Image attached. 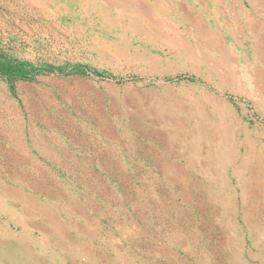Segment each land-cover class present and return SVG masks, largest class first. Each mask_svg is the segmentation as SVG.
<instances>
[{"label": "rangeland", "instance_id": "obj_1", "mask_svg": "<svg viewBox=\"0 0 264 264\" xmlns=\"http://www.w3.org/2000/svg\"><path fill=\"white\" fill-rule=\"evenodd\" d=\"M2 63L0 264H264V0H0Z\"/></svg>", "mask_w": 264, "mask_h": 264}, {"label": "trees", "instance_id": "obj_2", "mask_svg": "<svg viewBox=\"0 0 264 264\" xmlns=\"http://www.w3.org/2000/svg\"><path fill=\"white\" fill-rule=\"evenodd\" d=\"M26 67L19 65V66H11L10 64L2 63L0 64V73H3L11 78L13 77H22L26 78L27 72Z\"/></svg>", "mask_w": 264, "mask_h": 264}, {"label": "bare ground", "instance_id": "obj_3", "mask_svg": "<svg viewBox=\"0 0 264 264\" xmlns=\"http://www.w3.org/2000/svg\"><path fill=\"white\" fill-rule=\"evenodd\" d=\"M171 41V40H170ZM180 46H181V44H180ZM183 46V45H182ZM224 103V102H223ZM223 120V119H222ZM219 126V125H218ZM215 129H219V127L218 128H215ZM217 132V131H216ZM249 157V156H248ZM255 160V159H254ZM245 161H247V160H245ZM259 161V160H258ZM260 162V161H259ZM259 164V163H258ZM260 164H261V168H263V165H262V163L260 162ZM253 178H255V177H253ZM262 181V180H261ZM260 183H262V182H260ZM252 185V184H251ZM262 187H263V185H262ZM262 190V189H261ZM257 191V190H256ZM5 194V193H4ZM255 194V193H254ZM260 194V193H259ZM251 195V194H250ZM254 196V195H253ZM256 197V196H255ZM259 198V197H258ZM4 227V226H3ZM6 229V228H5ZM2 231H4V230H2L1 229V226H0V236H2L3 235V233H2ZM6 234H7V231L5 230L4 231ZM9 235H10V233H9ZM11 237V236H10ZM1 238V237H0ZM5 239V238H4ZM3 239V240H4ZM5 244H7V242H5ZM1 247V246H0ZM12 247V246H11ZM17 247V246H16ZM18 248H20V247H18ZM17 248V249H18ZM9 249V248H8ZM12 250V249H11ZM7 251V250H6ZM13 251H15V249L13 250ZM11 253V252H10ZM17 253V252H16ZM15 253V254H16ZM19 253L25 258V262L23 263V264H35V261H37V259L39 260V258H37L36 256H34L33 255V252L31 251V249H26V250H24V251H19ZM19 254V255H20ZM2 255V254H1ZM10 256V255H9ZM16 259V258H15ZM36 259V260H35ZM1 260V259H0ZM8 260V259H7ZM35 260V261H34ZM17 264V263H16ZM18 264H20V263H18ZM39 264V263H38Z\"/></svg>", "mask_w": 264, "mask_h": 264}]
</instances>
